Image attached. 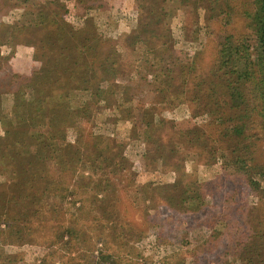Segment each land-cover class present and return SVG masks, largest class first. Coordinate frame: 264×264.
<instances>
[{
    "label": "rangeland",
    "instance_id": "obj_1",
    "mask_svg": "<svg viewBox=\"0 0 264 264\" xmlns=\"http://www.w3.org/2000/svg\"><path fill=\"white\" fill-rule=\"evenodd\" d=\"M190 1L175 11L169 3L173 14L168 12L165 22L171 49L163 51L156 41L154 52L145 55V38H130L140 21V0H70L63 18L75 29H95L104 40L90 51L86 70L96 73L94 86L106 90L104 96L96 101L90 91L62 75L56 86L64 89L45 94L50 104L44 113L36 111L33 120L28 118L16 130L7 118L14 110V91L27 85L21 77L37 81L23 88L26 99H32V89L47 85L38 70L54 62L63 48H41L47 31L54 29L48 23L56 5L51 0H0V138L5 137L0 139V264H264V205L224 169L222 159L209 158L204 148L211 143L208 134L200 146L204 152H196L194 138L189 141L186 129L203 125L207 116L194 112L187 101L177 102V85L182 84L177 68L160 86L166 97L155 92L162 69L182 63L185 69L208 71L228 29L214 24L216 17L204 9L206 3L198 0L195 8ZM34 20L44 21L46 31L33 28L17 42L12 25ZM29 38L39 47L36 57L34 47L22 42ZM83 47L75 58L79 72L87 60ZM105 59L115 74L102 81ZM55 66L62 73V63ZM195 74L182 84L186 91L193 87ZM62 105L73 113L57 126L61 133L53 138L51 115L64 117L56 108ZM147 121L155 129H146ZM15 130L31 137H18L11 145L7 135ZM13 145L24 164L4 157V148ZM58 147L68 153L61 162L53 153ZM262 150L260 159L264 145ZM101 158L108 162L99 163ZM175 180L189 192L199 182H212L213 195L201 210L181 211L163 200L172 187L165 194L157 189ZM217 217L220 222H208ZM100 253L110 258L102 259Z\"/></svg>",
    "mask_w": 264,
    "mask_h": 264
},
{
    "label": "trees",
    "instance_id": "obj_2",
    "mask_svg": "<svg viewBox=\"0 0 264 264\" xmlns=\"http://www.w3.org/2000/svg\"><path fill=\"white\" fill-rule=\"evenodd\" d=\"M51 1L56 5L55 9L49 13L50 21L48 23L54 29L47 31V40H45L41 48L46 47L48 51H53L52 49L57 47V49H61L60 47L62 46L63 52H59L54 58V62L50 63L54 66H49L48 60L47 68L38 70V73L41 72L42 79L47 85L44 87L39 85L37 89H32L31 92H35L32 99H26L23 88H30L29 86H34L37 81H32V77L28 79L30 76L21 77V81L27 85L17 87L16 92L14 91V94H16L13 105L14 110L11 119L7 118L9 120L8 126L16 130L19 127L25 126L28 118L33 120L36 111L41 110L40 112L44 113L46 105L50 104L45 94L53 95V90L56 89L57 91V87L58 89H64L60 83L56 86L58 77L59 80L63 79L61 78L62 75H65L68 81L72 82L73 80L76 83L78 82L81 89L87 92L90 91L91 97L95 98L96 101L97 98L102 100L106 91L102 90L101 87L94 86L93 82L96 81V73L94 74L91 69L92 74L86 72L88 69L87 63L91 64L90 51H94L95 48L99 49L103 45V39L99 33L95 32V29H75L63 18L67 12V4L70 0ZM79 1L82 2L83 0ZM196 1L198 0H195L194 3L190 2L195 8H198ZM200 1L206 3V6H204L205 10L210 11L211 14L213 12L210 17L214 19L216 17L214 24L218 22L220 30L228 27L227 30H224V34L216 45L211 67L204 73L196 72L197 68L195 67L185 69L182 63L175 64L174 68L162 69L158 74L160 82L155 81L154 84L156 86L155 92L157 96L166 97L164 88L160 89V86L166 85L172 79L171 74L176 68V71H179L178 78L180 82L182 81L183 85H186L187 78H191V74L196 73L194 77L195 83L190 91H186L187 89L182 84L177 85L180 92H178L179 94L176 95V98H179L177 102L180 104L185 101L191 103L194 106L193 111L199 110L201 114L207 116V119L199 127L186 129L185 134L189 133L187 135L191 137L189 141L192 138L195 139L196 144L194 147L196 148V152L197 148H199V153L201 150L203 151L200 146L206 144L204 136L208 134V140L211 143H209L208 148H204L209 152V158H213L214 160L217 158L222 159L223 167L224 165L226 166L224 169L230 170V175L240 179L239 184L243 182L260 199L261 204L264 205V159H260L258 156L259 153L262 154V147L264 145V0ZM169 3L173 5V8H175L173 11H175L177 10L176 8H179L177 5L183 6L187 3V0H140V21L134 33H131L130 38L132 37L134 40L142 37L145 38L142 39V42L146 46L144 50L145 55L148 52H154L153 43L156 41L163 51L171 49L170 37L165 22V16L169 12ZM173 11L171 10L169 13L173 14ZM40 14L42 13L40 12ZM43 22L34 20L24 24L18 23V25L15 23L11 28L17 34L13 38L17 37L16 41L19 42V39H22L24 36L26 37L27 33L29 34L33 28L44 29L46 31L48 26ZM82 39H84V42ZM72 40H75V44ZM88 40L91 42L90 45H86V41ZM32 41L33 39L31 38L26 41L22 40V42H26V45L34 47L33 54L36 57L39 47L35 46L36 44H32ZM78 43H81L79 47L77 46ZM83 46H85V50L83 49V51L87 53V60L84 70L79 72L80 65L75 61V58L79 57L80 52L78 53V50L84 48ZM108 55H112V51ZM105 62L102 68V81L108 79L107 75L110 79L115 74L113 65L107 59H105ZM61 63L64 68L62 69V73L58 74L57 72L60 67L55 65H61ZM161 74H164V78ZM55 76L57 77L56 80H54ZM127 93L128 91L125 94L127 95ZM160 102L164 101L161 100ZM58 103H60L59 100L53 102V105ZM55 107L53 106L51 111H54ZM56 108L64 113V117L55 115L54 112L51 115L50 125H52V130L54 131L52 132L54 134L48 132V135L52 137L53 134V138L61 133L60 128H57V126L61 127L73 113L69 106L62 105ZM159 120L158 125L161 124L163 126L164 121ZM155 127L152 122L147 121L146 129L152 130ZM202 127L205 128L198 130V128ZM16 130L13 135H7L11 145L18 137H26L27 139L31 137L29 134L22 135L20 131ZM176 133L178 134V132H175V135H177ZM179 134V136L183 137L180 132ZM0 139L5 140V137ZM62 139H64L63 136ZM18 144L15 143V145ZM3 152L4 157H11L20 165L24 164L25 159L14 145L11 150H5L4 148ZM53 153L59 155L56 158L58 162L63 160L62 157L64 155L68 156L67 150L63 152L59 147ZM159 156L162 157L160 153L157 157L160 159ZM194 156L197 158V161L201 159V156L197 153H194ZM101 162H108V159L101 158L99 163ZM178 181L175 180L172 186H162L157 189H163L164 194L170 190L171 197L163 196V200L167 203L169 202L173 207L178 206L177 209L181 211L201 210L206 206V197L213 195L210 188L212 182H199L189 192V190L186 191L182 186L178 187L180 185ZM169 187L172 188L166 192V188ZM180 191L181 193L179 194ZM233 194L236 193L233 192ZM233 197H231L232 201ZM218 218L216 220L213 218L208 222H220L221 219ZM99 256L102 259L110 258L108 255H102V253Z\"/></svg>",
    "mask_w": 264,
    "mask_h": 264
}]
</instances>
